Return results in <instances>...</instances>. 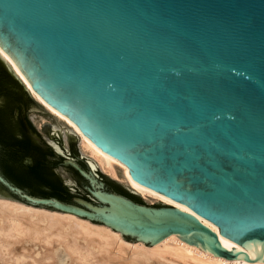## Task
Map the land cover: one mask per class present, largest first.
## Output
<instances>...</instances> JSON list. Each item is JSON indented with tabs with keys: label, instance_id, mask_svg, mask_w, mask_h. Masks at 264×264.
<instances>
[{
	"label": "water",
	"instance_id": "1",
	"mask_svg": "<svg viewBox=\"0 0 264 264\" xmlns=\"http://www.w3.org/2000/svg\"><path fill=\"white\" fill-rule=\"evenodd\" d=\"M0 48L30 86L0 53L11 88L69 118L141 189L193 213L139 202L85 157L87 166L68 155L78 153L71 132L66 149L45 125L40 133L82 184L66 167L71 192L21 186L0 170V197L131 242L172 235L223 258L264 262V0H0ZM26 98L29 117L38 115Z\"/></svg>",
	"mask_w": 264,
	"mask_h": 264
},
{
	"label": "bare ground",
	"instance_id": "2",
	"mask_svg": "<svg viewBox=\"0 0 264 264\" xmlns=\"http://www.w3.org/2000/svg\"><path fill=\"white\" fill-rule=\"evenodd\" d=\"M0 53L12 63L15 71L29 86L17 66L8 59V55L1 48ZM33 94L40 100L35 92ZM41 102L49 111L75 129L80 137L83 152L89 157V163L96 171L101 167L113 176L123 179L132 189L144 196H153L179 209L192 212L188 207H182L152 190L141 189L140 183L128 177L124 163L110 158L89 138L81 135L79 128L69 118L58 115L54 107L44 101ZM200 220L218 233L225 248L235 249L234 245H225L216 225L202 218ZM18 237L22 240L24 238L28 244L22 245V249L20 247L13 249L11 260L16 263L30 260V264H38L50 261L54 258L58 246L69 249L72 243L74 247L70 248L71 259L67 258L69 264H72L74 250L80 253L85 262L89 261V257H94L98 264H264L259 260L223 258L172 235L153 246H148L142 241L131 242L122 238L120 231L87 219L31 207L16 200L0 197V255L2 248H8L13 239ZM52 244H55L56 249L48 248ZM1 264H4V260Z\"/></svg>",
	"mask_w": 264,
	"mask_h": 264
},
{
	"label": "trees",
	"instance_id": "3",
	"mask_svg": "<svg viewBox=\"0 0 264 264\" xmlns=\"http://www.w3.org/2000/svg\"><path fill=\"white\" fill-rule=\"evenodd\" d=\"M8 75L7 70L0 69V90L8 84L6 81ZM3 96L4 101L0 104V143L5 149L0 161L1 171L12 177L21 186L31 182L29 184L46 183L55 188L60 187V179L49 169L23 165L24 154L30 153L34 146L22 132L23 126L14 118V111L19 108L20 96L15 91H7ZM51 194L59 195L60 193L53 191Z\"/></svg>",
	"mask_w": 264,
	"mask_h": 264
},
{
	"label": "rangeland",
	"instance_id": "4",
	"mask_svg": "<svg viewBox=\"0 0 264 264\" xmlns=\"http://www.w3.org/2000/svg\"><path fill=\"white\" fill-rule=\"evenodd\" d=\"M31 98L38 111V115L30 116V119L33 121L39 132H43V125L51 128L54 132L56 131L55 133L61 138L63 147H65L66 149H69V132H71L78 153L80 154V156L85 157V159L89 161V157L83 152L79 135L76 132H74L73 129L70 126H68L67 123H65L62 119L58 118L55 114L49 111L38 100H36L32 96ZM97 172L102 177L124 187L139 202H144L147 203L148 205H153V206H157L160 205V203H163V200L153 196H144L141 193H139V195L134 194L133 192H131L132 190L130 189V186L123 179L113 176L112 174L104 171L101 167L97 168ZM24 244H28L27 241L24 238L22 240L21 237H18L13 239V243L8 248H2V253L0 255V264L2 263V260H4V264H30L29 263L30 260L23 261L21 263L12 262L11 260L15 248L20 247V249H22V245ZM54 245L55 244L49 245L48 248L54 250L56 249ZM72 245L73 244L71 243L69 249L65 248L64 246H58V248L55 250L53 259L38 264H69L67 258L70 257L71 259L70 248L74 247ZM72 256H73L71 261L72 264H98V261L94 257H89V261L85 262L77 250H74V254H72Z\"/></svg>",
	"mask_w": 264,
	"mask_h": 264
},
{
	"label": "flooded vegetation",
	"instance_id": "5",
	"mask_svg": "<svg viewBox=\"0 0 264 264\" xmlns=\"http://www.w3.org/2000/svg\"><path fill=\"white\" fill-rule=\"evenodd\" d=\"M0 69H5V68L0 65ZM9 75H8V77H9ZM5 86H6L5 88H3L2 90H0V104L4 101L3 94L7 93V91H15V92L18 93V95L20 96V100L18 102L19 108H16L15 109V111H14V118L16 119V121L20 125L23 126L22 132H24V134L31 140V142H32V144L34 146V149L32 151H30V153L24 154V156L22 158L23 159V162H22L23 165H25L27 167L32 166V167H36V168L40 166V167H44L46 169H49L50 171L53 172V174L58 179H60V183H61L60 184V187L64 191L71 192L70 191V187H69L68 183L66 182V179H65L62 171L60 170V167H66L67 170H68V172H70V174L72 176H74L75 178H77L78 181H79V183L82 184V181L80 180V178L77 177V173H78V175H80V173L75 168H73L72 166H68V165L66 166V165L63 164V161L65 159V156L64 155H62V156H58L57 155V153H56V151L54 149V144L51 143L50 141L46 140L45 137L42 136V134L36 128V126L33 123V121L30 119V117H29L28 102L26 101L27 100L26 97H30V99H31V95H29L24 90L23 91H20V90H18L16 88L15 89L14 88H11L10 84H7ZM30 132H35L38 135H40L44 139V142L47 143V144H49V145H47L45 147L41 143L36 142L32 138ZM55 132L54 133H51V134L52 135H55ZM0 149L3 150L2 151V154H3L5 148L2 145V143H0ZM68 155L70 157H72V158H75L82 165L87 166V163H85V161H83V159L82 160L79 159L80 154L77 153L74 148H72L71 153H68ZM4 175H6V174L4 173ZM7 177L10 178L14 183L18 184L12 177H10V176H7Z\"/></svg>",
	"mask_w": 264,
	"mask_h": 264
}]
</instances>
